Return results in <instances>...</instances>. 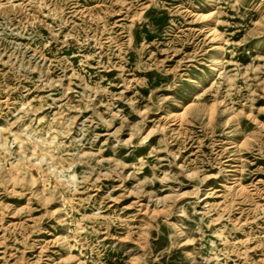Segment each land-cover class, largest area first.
Masks as SVG:
<instances>
[{
    "label": "rangeland",
    "instance_id": "1",
    "mask_svg": "<svg viewBox=\"0 0 264 264\" xmlns=\"http://www.w3.org/2000/svg\"><path fill=\"white\" fill-rule=\"evenodd\" d=\"M0 264H264V0H0Z\"/></svg>",
    "mask_w": 264,
    "mask_h": 264
},
{
    "label": "bare ground",
    "instance_id": "2",
    "mask_svg": "<svg viewBox=\"0 0 264 264\" xmlns=\"http://www.w3.org/2000/svg\"><path fill=\"white\" fill-rule=\"evenodd\" d=\"M178 116V115H177Z\"/></svg>",
    "mask_w": 264,
    "mask_h": 264
}]
</instances>
